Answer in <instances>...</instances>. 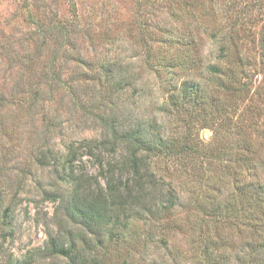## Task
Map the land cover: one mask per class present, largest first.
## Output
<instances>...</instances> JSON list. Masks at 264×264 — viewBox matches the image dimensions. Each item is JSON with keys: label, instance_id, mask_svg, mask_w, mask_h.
I'll list each match as a JSON object with an SVG mask.
<instances>
[{"label": "rangeland", "instance_id": "obj_1", "mask_svg": "<svg viewBox=\"0 0 264 264\" xmlns=\"http://www.w3.org/2000/svg\"><path fill=\"white\" fill-rule=\"evenodd\" d=\"M237 61L245 85L220 101L209 67ZM183 83L200 103H185ZM117 116L175 139L149 160L178 199L91 234L69 219L61 166L100 191L85 147ZM183 136L191 150L167 154ZM0 215L1 264H69L49 237L99 264H263L264 0H0Z\"/></svg>", "mask_w": 264, "mask_h": 264}, {"label": "trees", "instance_id": "obj_2", "mask_svg": "<svg viewBox=\"0 0 264 264\" xmlns=\"http://www.w3.org/2000/svg\"><path fill=\"white\" fill-rule=\"evenodd\" d=\"M180 48L188 49L186 46H178L177 51ZM219 50L220 54H223L222 59H226L231 52L227 46H222ZM219 60L221 59L219 58ZM111 62L109 61V63ZM160 66L171 68L172 64ZM225 66V68H219L218 65L209 67L210 75L214 78L215 83L213 92L217 96L223 95V99L217 98V104L212 106V116L224 114V108H222L224 105L221 107L220 103H218L219 100H226V95L231 93L234 96H239L238 89L245 85L243 83L245 77L241 61L230 64L231 68L229 65ZM173 67H176L175 63H173ZM118 84L115 83L117 90L121 89L119 87L120 84ZM199 89L198 85L183 83L181 90L185 103H200L202 98L198 94ZM118 119L119 116L115 119L116 121L108 123L106 117L101 118V128L104 130L105 135H103L101 140L93 141L94 145L87 146V149L85 147L86 153L91 157H95L100 165L99 176L104 181V187L100 188V191L93 192L89 182L83 180L82 176L74 173L73 170H68L69 164L66 165V163L61 166L62 171L65 173L63 177H60L62 178L61 181L75 184V189L67 205L69 219L75 226L91 234H95L94 230H99L103 225L111 223L112 218H118L120 216L119 212L129 213L125 217L126 220L131 218V214H133L132 218L134 216L141 217L142 215L153 218L159 215L161 206H166L164 207L165 209H170L176 204L175 200L178 199L173 194H163V180L154 175L151 170L152 162L149 160L150 149L152 150L156 147L161 150L164 145L167 147L168 145L172 146L175 139H163L160 132L149 138L146 133H150V131L144 127L143 124L145 123L140 122L134 126H124V124H117ZM188 140L187 136H183L181 140L183 146H179L176 151H169L167 154L181 155L183 151L191 150L186 144L189 142ZM70 157L72 158V156ZM83 182H85L84 185H78ZM86 189L89 191L87 195L80 197V191L84 192ZM8 214L9 210L6 209L4 215H2L5 221L2 226L5 229L8 226V222H6ZM82 242L86 243L83 239ZM58 243V237H49V256L65 258L69 261V264H99L95 257L90 258L89 256L87 258L83 255L82 251H86L84 248L77 249L72 243L66 245H58Z\"/></svg>", "mask_w": 264, "mask_h": 264}]
</instances>
